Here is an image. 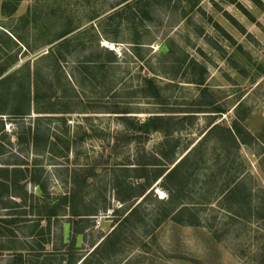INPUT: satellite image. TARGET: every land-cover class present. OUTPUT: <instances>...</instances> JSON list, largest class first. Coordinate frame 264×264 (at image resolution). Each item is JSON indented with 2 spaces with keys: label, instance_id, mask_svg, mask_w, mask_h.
<instances>
[{
  "label": "rangeland",
  "instance_id": "1",
  "mask_svg": "<svg viewBox=\"0 0 264 264\" xmlns=\"http://www.w3.org/2000/svg\"><path fill=\"white\" fill-rule=\"evenodd\" d=\"M138 1L21 0L8 16L0 0V61L9 67L3 77L27 61L33 67L69 33L72 53L62 66L72 88L62 79L57 92L66 88L69 97L70 134H87L68 156L54 139L47 155L21 153L37 166L42 192L29 184L26 205L17 199L16 207L0 206V217L18 220L14 236L0 238V264H15L19 252L20 264L74 263L99 244L92 264H264V0ZM105 49L117 60L107 73L93 80L74 68L97 56L106 60ZM27 75L17 73L7 85L11 93L22 92ZM144 78L157 90L141 91ZM122 111L130 121L118 118ZM152 116H165L158 131L133 128L131 119L145 124ZM3 120L0 162L11 163L22 148L14 137L30 119ZM233 122L250 135L243 134L248 144L231 147L223 128ZM214 125L219 129L199 142L180 177L158 180L139 197L153 180L146 176L171 169ZM51 127L52 137L62 133L60 122ZM116 181L132 191L118 190ZM70 189L80 191L81 212L94 209L97 216L78 224L46 220L45 203ZM183 206L190 211L173 217ZM24 218L33 221L28 228Z\"/></svg>",
  "mask_w": 264,
  "mask_h": 264
},
{
  "label": "trees",
  "instance_id": "2",
  "mask_svg": "<svg viewBox=\"0 0 264 264\" xmlns=\"http://www.w3.org/2000/svg\"><path fill=\"white\" fill-rule=\"evenodd\" d=\"M21 0H4L1 5L2 14H6L8 16H12L16 12V5ZM151 0H139L136 4H140L142 2L145 5H150ZM144 5V6H145ZM129 8V6H128ZM19 21L28 22L26 17H21ZM69 33H62L57 39L61 40L53 47L49 48L46 54L41 55L40 57L34 60L33 67L29 61L25 62L19 70L13 71L8 75L3 77V74L8 70L9 67L2 66L0 61V133L4 131L3 122L4 118H15V119H30L29 123L22 124L21 131L16 133L15 144L16 146H22L20 152L16 151L12 156L14 161L11 163H1L0 162V206L5 208H13L18 206L16 200H20L24 205H26V187L31 184L39 191L42 192L41 186L38 184V180L36 178V173L38 172L37 166L29 165L26 156L22 155L24 151L33 155L35 158L40 156L47 155L49 152V145H53L52 140H55L56 144L62 145V150L59 151V154L65 155L69 154L71 146H76L78 142H82L87 135L86 132L81 136H73L70 134V124L68 123V119L65 116L68 112V99L69 97L66 95V88L61 90L62 93L59 94L57 89L60 87V83L62 79L65 80V84L71 86V79H67L66 73L64 71V67L62 63H66L64 61V57L68 54L72 53V49L70 48V40L68 39ZM15 41H17L22 48H26L24 40L18 36L12 35ZM138 44V43H137ZM108 56L106 60H98V56L95 58H91L84 61H79L77 64H73L74 68L81 72L82 70L89 74L95 80V76L104 72L107 73L113 66L117 64L116 56L111 50H104ZM47 70V73L44 71ZM21 71L28 72L27 75V86L24 87L23 82L20 85V89L22 92H10V88L7 86L12 82L17 73ZM103 73V78L106 75ZM33 78V80H32ZM26 78L22 77V80L25 81ZM61 81V82H60ZM142 85L139 86L141 91L149 89L151 91L157 90V86L155 85L152 79L144 78L142 81ZM72 88V86H71ZM58 93V94H57ZM68 97V98H67ZM44 101H47L48 105L45 107L43 104ZM31 112H33L36 116L31 117ZM128 112H116V114H121V120L130 121V117L124 116ZM165 116H152L146 121L147 134L156 132L159 129V125L164 120ZM84 120L88 121L89 117H84ZM133 122V128H137L140 132H142L141 124H139L138 120L135 118L131 119ZM23 122V121H22ZM53 122H60L62 133L59 135H55L52 137L50 135V130L52 129L51 124ZM219 127L214 125L210 128V130L188 151L183 155V157L176 162L171 169H168L166 166H161L160 168H155L151 174V178L146 176L147 179H153L149 184L143 186L142 192L140 196H143L146 192H148L153 184L160 180L163 183H167L174 178L180 177L181 168L185 163L189 161L191 156L195 152V148L199 144V142L211 131L217 130ZM225 132L226 138L229 141L231 147L238 148L240 145L248 144V142L243 138V134L247 137H250L242 127H240L237 123L233 122L232 125L228 128H223ZM52 139V140H51ZM5 144L0 140V157L5 155ZM71 154V152H70ZM66 156V157H67ZM115 169H123L119 170L121 172L127 171L125 166H119ZM139 169H145L143 167ZM168 169V170H167ZM81 170H72L71 173V181L74 184V188H77V177ZM145 177V176H143ZM182 178H184L182 176ZM76 185V186H75ZM116 187L118 190L124 191L126 194L132 191L131 187L125 184V181H116ZM21 192H24L21 194ZM150 192V191H149ZM25 196V197H24ZM80 191L78 189H70V191L66 192L60 199H52L45 203L44 209L45 214L44 217L46 220L55 219L59 216L67 217L73 223H81L86 220L91 219V217L97 216L98 210H91L89 212H81L78 204L82 199L80 198ZM132 197L130 193L129 198ZM132 199V198H131ZM123 202V201H122ZM124 203V202H123ZM32 212L34 209L40 208L36 204V207H28ZM134 207L129 214L124 218L127 219L129 215L135 210ZM190 207L183 206L180 207L173 217L177 214L180 215L185 211H190ZM61 209V210H60ZM60 213L62 214H58ZM30 212V213H31ZM177 215V217H178ZM26 212H23L22 217H26ZM39 219L41 216L36 215ZM7 217V216H6ZM123 220V221H124ZM18 222L12 216H8V218L0 217V238L2 236L8 237L9 239L14 236L13 226ZM33 221L24 218L21 223H23L24 228H28L30 223ZM28 225V226H27ZM40 223H38V226ZM32 227V226H31ZM115 229L112 231V233ZM111 233V234H112ZM100 244L94 247L92 251L85 257H82L75 261L74 263H66V264H92L90 258L95 256L96 251L98 250ZM12 262L15 264H20L22 261V254L19 252L15 256L12 257Z\"/></svg>",
  "mask_w": 264,
  "mask_h": 264
},
{
  "label": "water",
  "instance_id": "3",
  "mask_svg": "<svg viewBox=\"0 0 264 264\" xmlns=\"http://www.w3.org/2000/svg\"><path fill=\"white\" fill-rule=\"evenodd\" d=\"M142 132H146V125L143 123L141 124ZM179 161V160H178ZM173 167V166H172Z\"/></svg>",
  "mask_w": 264,
  "mask_h": 264
}]
</instances>
